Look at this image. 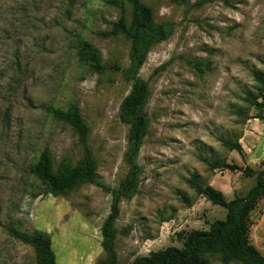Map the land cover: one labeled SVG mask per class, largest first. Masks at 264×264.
Masks as SVG:
<instances>
[{
    "label": "rangeland",
    "instance_id": "obj_1",
    "mask_svg": "<svg viewBox=\"0 0 264 264\" xmlns=\"http://www.w3.org/2000/svg\"><path fill=\"white\" fill-rule=\"evenodd\" d=\"M141 2L156 24L175 28L139 73L149 86L148 128L136 159L138 191L122 202L114 227L118 264L182 249L192 232L226 219L225 210L191 188V179L232 201L256 185L246 169L264 170V108L248 102L252 95L264 105L254 79L264 75V0ZM126 9L131 22L133 8ZM119 18L105 0H0V264H37L36 251L10 236L9 226L48 237L57 264L107 262L101 231L111 195L92 184L49 195L30 169L44 152L56 172L79 165L76 131L47 112L77 107L90 128L97 182L118 189L128 178L131 126L121 120V109L133 83L121 72L94 73L77 48L80 37L106 66L128 70L130 41L100 35ZM220 139L238 141L245 156ZM203 159L239 170H211ZM250 225V243L264 256V199ZM209 264L223 263L215 257Z\"/></svg>",
    "mask_w": 264,
    "mask_h": 264
},
{
    "label": "trees",
    "instance_id": "obj_2",
    "mask_svg": "<svg viewBox=\"0 0 264 264\" xmlns=\"http://www.w3.org/2000/svg\"><path fill=\"white\" fill-rule=\"evenodd\" d=\"M172 1L178 5L187 4V0ZM105 2L119 12L120 18L111 30L100 35L107 39L124 36L130 41L132 60L130 68L123 70L117 66H106L95 47L80 37L77 39V48L80 51L82 65L88 66L94 73L121 72L127 81L133 83L132 92L121 109V120L131 126L129 150L126 156L130 174L118 189L99 184L96 180L93 153L89 146L90 128L83 120L79 109L73 107L68 111H62L50 107L47 112L52 117L70 125L76 131L83 157L77 167L64 164L56 172L53 169L51 155L44 152L31 167L30 175L45 184L47 194L53 196L68 195L85 184L96 185L111 195V214L101 231L102 247L107 255L106 264H118L117 235L114 227L121 214L122 202L132 199L138 191L142 171L136 164V159L148 128V118L143 109L149 98V86L139 78V73L149 52L156 45L167 41L172 36L175 26L170 23L156 24L153 11L141 0H105ZM126 4L133 8L131 22L127 19ZM254 79L264 93V75L255 73ZM248 102L252 107L264 108V105L259 104L252 95H248ZM220 142L229 150L237 152L242 157L245 156L243 147L238 141L220 139ZM202 162L211 170H239L220 161L211 163L203 159ZM245 175L255 178L256 185L245 197L235 198L232 201H228L224 194L214 187L201 184L197 178L191 179L189 183L191 188L212 205L225 210L226 219L215 222L207 232H192L184 240L182 249L169 248L153 253L149 257L137 259L133 264H209V259L215 257H220L223 264H264V256L250 243V218L258 203L264 199V170L255 172L246 169ZM6 231L10 236L36 251L37 264H57L52 242L48 237L39 233L27 234L21 227L9 226Z\"/></svg>",
    "mask_w": 264,
    "mask_h": 264
}]
</instances>
